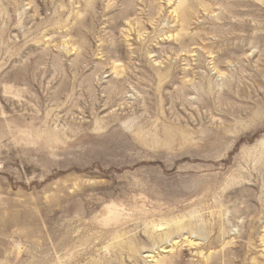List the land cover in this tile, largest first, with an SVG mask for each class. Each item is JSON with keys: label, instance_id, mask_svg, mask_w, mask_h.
Returning <instances> with one entry per match:
<instances>
[{"label": "rangeland", "instance_id": "obj_1", "mask_svg": "<svg viewBox=\"0 0 264 264\" xmlns=\"http://www.w3.org/2000/svg\"><path fill=\"white\" fill-rule=\"evenodd\" d=\"M155 262L264 264V0H0V264Z\"/></svg>", "mask_w": 264, "mask_h": 264}, {"label": "bare ground", "instance_id": "obj_2", "mask_svg": "<svg viewBox=\"0 0 264 264\" xmlns=\"http://www.w3.org/2000/svg\"><path fill=\"white\" fill-rule=\"evenodd\" d=\"M13 224H14V222H13ZM8 228H10V227H8ZM19 230H20V228H19ZM11 233H12V232H11ZM170 243H171V242H170ZM172 247H173V245H172ZM21 249H22V248H21ZM17 252H18V251H17ZM164 252H165V251H164ZM164 252H163V253H164ZM168 252H169V251H168ZM161 253H162V252H160L159 254H161ZM166 253H167V248H166ZM166 253H165V254H166ZM159 254H158V255H159ZM3 256H4V255H3ZM3 258H4V257H3ZM3 258H2V259H3ZM154 258H155V257H154ZM4 259H5V258H4ZM153 261H154V260H153ZM153 261H152V262H153ZM153 263H154V262H153ZM155 264H158V262H155Z\"/></svg>", "mask_w": 264, "mask_h": 264}]
</instances>
